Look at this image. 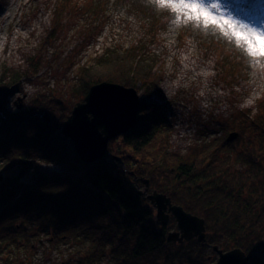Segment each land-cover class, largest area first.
Instances as JSON below:
<instances>
[{"label":"trees","instance_id":"trees-1","mask_svg":"<svg viewBox=\"0 0 264 264\" xmlns=\"http://www.w3.org/2000/svg\"><path fill=\"white\" fill-rule=\"evenodd\" d=\"M100 5L94 1L88 11L98 12ZM169 18L150 20L160 25ZM140 58L102 56L83 74V93L101 81L142 84L152 92L148 70L153 67L136 68ZM11 77L12 82L0 78V264H22L12 251L23 246L33 254V240L40 236L52 247L74 246L75 264L105 259L107 264H206V250L226 242L249 256L246 264H264V98L249 125L251 140L233 157L232 143L211 139L193 159H181L169 150L170 127L159 107L142 99L134 125L109 141L103 157L87 163L60 133L68 114L51 95H39L25 113L3 114L17 84ZM36 159L67 163L83 173L48 174ZM30 169L31 181H22ZM139 178L203 218L206 242L169 241L168 225L155 219L151 204L138 193Z\"/></svg>","mask_w":264,"mask_h":264},{"label":"rangeland","instance_id":"rangeland-1","mask_svg":"<svg viewBox=\"0 0 264 264\" xmlns=\"http://www.w3.org/2000/svg\"><path fill=\"white\" fill-rule=\"evenodd\" d=\"M94 1L101 2L98 12L88 11ZM243 1L227 0L225 5L232 9L240 5L236 11L228 9L244 21L264 27V6L240 4ZM164 14L170 18L152 24L150 18ZM104 55H140L136 68L153 67L148 74L153 76L155 89L148 92L142 84L133 87L140 101L159 107L170 127L169 150L181 159H193L197 149L211 139L232 143L229 151L233 157L251 140L249 125L264 98V66L253 62L218 30L177 21L167 7L150 0H0V78L10 82L11 75L17 78L3 114L25 113L32 100L48 94L70 115L85 96L83 74ZM231 132L238 136L227 141ZM36 164L48 174L83 173L82 168L70 169L67 163L36 159ZM33 175L30 169L21 180L29 182ZM145 180L138 179V193L144 192L139 195L151 204L146 195L159 191L149 181L146 191ZM151 206L157 220L156 208ZM165 225L169 232L177 230L172 216ZM44 237L33 240V254L22 246L11 256L17 254L15 259L24 260L22 264H75L74 246L52 247ZM226 244L217 246L223 251L232 249ZM205 253L206 264L217 261L212 247Z\"/></svg>","mask_w":264,"mask_h":264},{"label":"water","instance_id":"water-1","mask_svg":"<svg viewBox=\"0 0 264 264\" xmlns=\"http://www.w3.org/2000/svg\"><path fill=\"white\" fill-rule=\"evenodd\" d=\"M140 103L139 95L134 87H128L116 82L101 81L91 85L83 101L78 102L60 129V133L70 140L79 158L87 163H93L107 153L111 139L122 134L136 121ZM3 101L0 97V114ZM45 127L50 129L49 118L44 115ZM238 136L231 132L227 141ZM146 191L148 188V181ZM144 194V192H140ZM146 197L156 208V218L162 224H167L170 216L176 222L177 230L170 231L167 239L172 242H182L196 238L206 242L204 219L186 211L181 205L174 204L169 196L153 191ZM218 254L213 264H246L249 256L241 248L226 251L217 245L212 246Z\"/></svg>","mask_w":264,"mask_h":264},{"label":"snow or ice","instance_id":"snow-or-ice-1","mask_svg":"<svg viewBox=\"0 0 264 264\" xmlns=\"http://www.w3.org/2000/svg\"><path fill=\"white\" fill-rule=\"evenodd\" d=\"M157 6L167 7L177 21L187 20L198 26L214 28L234 40L238 48L264 66V27L252 25L225 7L227 0H150ZM250 6L262 5L264 0H246Z\"/></svg>","mask_w":264,"mask_h":264},{"label":"bare ground","instance_id":"bare-ground-1","mask_svg":"<svg viewBox=\"0 0 264 264\" xmlns=\"http://www.w3.org/2000/svg\"><path fill=\"white\" fill-rule=\"evenodd\" d=\"M242 3H245V4H247V2L246 1H243V2H241L240 4H242ZM248 5V4H247ZM227 5H225V7H226ZM240 5H236L233 9L231 8V6L229 7L228 6V8H231L232 9V11H236V9H238V8H240L239 7Z\"/></svg>","mask_w":264,"mask_h":264}]
</instances>
